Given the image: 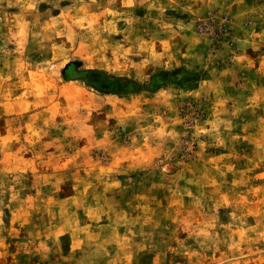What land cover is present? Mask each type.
Returning <instances> with one entry per match:
<instances>
[{
	"label": "rangeland",
	"instance_id": "rangeland-1",
	"mask_svg": "<svg viewBox=\"0 0 264 264\" xmlns=\"http://www.w3.org/2000/svg\"><path fill=\"white\" fill-rule=\"evenodd\" d=\"M228 1L0 0V224L36 223L0 264H264V0ZM258 54L251 98L173 102Z\"/></svg>",
	"mask_w": 264,
	"mask_h": 264
},
{
	"label": "crops",
	"instance_id": "crops-1",
	"mask_svg": "<svg viewBox=\"0 0 264 264\" xmlns=\"http://www.w3.org/2000/svg\"><path fill=\"white\" fill-rule=\"evenodd\" d=\"M260 2H261V0L260 1L256 0V3H253L252 0H229L227 4L230 6H234L235 12H238V13H241L243 15L250 17L251 13L256 11L255 7L260 6ZM240 11H242V12H240ZM191 12L192 11L184 12V13H188V16H187L188 19L186 21H188L190 23H188V25H185V27L188 30H190V28H191L189 25V24H191V21H190L191 15L189 13H191ZM241 14H236V16L239 17ZM155 34H158V36H153L151 39H147V40L144 39L142 41V44H143V42H146V43H150L153 47H155V46L157 47L161 43V45H164V46H163V49L162 48H160V49L156 48V51L155 52L153 51V55L151 56L150 60H148V59L146 60L147 64H146L145 68L146 67L147 68L148 67L155 68V67H161V66L167 67L169 64L178 65L179 64L178 60L181 61V58L179 55H176L177 54V52H176L177 47L175 49H173V47L170 48V44H168L167 41H165V40L162 41V39H167L168 37H164L160 32H156ZM189 36H191V35H189ZM169 39L172 40L173 37L169 38ZM166 45H168V47H166ZM154 50H155V48H154ZM259 55H262V54H258L257 57L248 56L247 58H249L252 61V63L250 61L249 64H247V63L237 64L236 62H232L230 64L223 66L221 69H215L212 67V72L216 71L217 72L216 75H218V76L213 75V74L210 75V77L208 76L205 80L200 82L198 89H194L191 91H178V90L169 89L168 91L171 92L172 94H174V97H175L173 102L176 103V105H180V102H183L184 100L197 99L202 95H207V97H210L211 99H213L215 101H217L218 99H221L222 101L232 100L233 102H237V101H240L242 99L251 98L255 91H252L251 87H250L251 82H254V80L251 79V69L249 67H254V69L257 68L258 64L255 63V60L253 58H259ZM185 65H186V63H185ZM244 65H249V67L244 66ZM262 65H263V63H261V65H259V66L261 67ZM204 69L206 70V67ZM230 69L236 71L238 79H234L231 77L228 78L229 80L219 78V75H221L220 70H224L226 72L227 70H230ZM255 72H256V70H255ZM237 81H239L238 84H236ZM54 197H56V195H54ZM76 197H77V195H74L73 199H75ZM12 198H14V197L12 196ZM10 201H12V200H10ZM69 201H70V198L66 199V200L60 199V201H58V202L60 204H63V203H68ZM21 209H25V208H21ZM12 213L17 214V213H15V210H14V212L12 211ZM26 214H29V213L26 211L24 213V215H26ZM0 215H1V212H0ZM12 221H13V217H12ZM56 221L57 222L54 223L55 225L50 226V230H54L55 232H53V233L50 232L51 236H44L45 238H44V240H42V242H44V244H46L47 239H49L50 237L54 236V237L58 238L60 233L69 232L71 230H74L72 228H66V224L65 223L62 224L63 221L61 220V218H59L58 215L56 216ZM12 223L14 225L12 224L10 229L6 228L0 224V254L2 253L1 247L3 248L4 242H6V240L8 239V236L6 235V233H7L6 231L10 230L13 233V231L15 230L14 228H18V229H20V231L22 230V228H24L26 230V232H28V234H29V232L32 234H35V231H31L30 226H31V224H36V223H31V222L27 221L26 218H24V217L23 218H21V216H20V218L17 217L16 221L15 222L13 221ZM16 224H18V225H16ZM43 225H44V227H47V223H43ZM62 227L65 228V230H62ZM3 258L4 257H2L0 255V263H1Z\"/></svg>",
	"mask_w": 264,
	"mask_h": 264
},
{
	"label": "trees",
	"instance_id": "trees-1",
	"mask_svg": "<svg viewBox=\"0 0 264 264\" xmlns=\"http://www.w3.org/2000/svg\"><path fill=\"white\" fill-rule=\"evenodd\" d=\"M97 89H99L102 92H106L108 90V88L105 87H97Z\"/></svg>",
	"mask_w": 264,
	"mask_h": 264
}]
</instances>
